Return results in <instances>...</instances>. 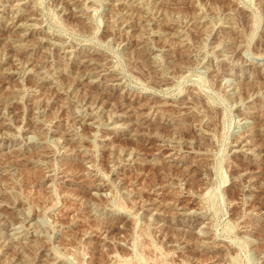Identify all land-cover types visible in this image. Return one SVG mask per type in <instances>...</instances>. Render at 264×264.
I'll use <instances>...</instances> for the list:
<instances>
[{"label":"rangeland","instance_id":"374dc122","mask_svg":"<svg viewBox=\"0 0 264 264\" xmlns=\"http://www.w3.org/2000/svg\"><path fill=\"white\" fill-rule=\"evenodd\" d=\"M0 264H264V0H0Z\"/></svg>","mask_w":264,"mask_h":264}]
</instances>
